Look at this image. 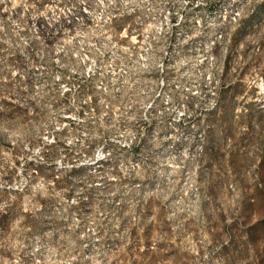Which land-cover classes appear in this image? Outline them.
Segmentation results:
<instances>
[{
    "label": "rangeland",
    "instance_id": "1",
    "mask_svg": "<svg viewBox=\"0 0 264 264\" xmlns=\"http://www.w3.org/2000/svg\"><path fill=\"white\" fill-rule=\"evenodd\" d=\"M0 264H264V0H0Z\"/></svg>",
    "mask_w": 264,
    "mask_h": 264
}]
</instances>
